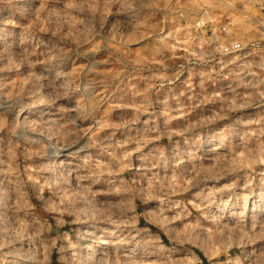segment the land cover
<instances>
[{
	"label": "rangeland",
	"instance_id": "1",
	"mask_svg": "<svg viewBox=\"0 0 264 264\" xmlns=\"http://www.w3.org/2000/svg\"><path fill=\"white\" fill-rule=\"evenodd\" d=\"M186 2L187 0H181L179 10L175 6L165 7L161 4L154 7L143 6L137 11L135 5L127 7L124 0H121L111 7L103 19V27L96 28L99 35L95 38L89 37L86 43H82L84 37L78 39L76 29L83 32V25L77 24L74 29L72 23L55 25L41 18V21L29 26L28 21H20L15 15L8 0H0V20L14 17L18 21L15 25L0 23V29L4 30L0 32V54L7 59L5 64L8 58L25 52H34L35 55L30 59L33 62L39 61L30 69L25 65L19 72H0V80L11 84L20 78V73L33 72L40 80L36 81L34 78L33 83L27 87L31 88L38 82L43 85L42 94L55 97L52 102L33 109L34 112L43 111L52 115L53 121L45 123L59 119L61 121L63 118L62 122L74 121L80 129H88L89 135H84L80 144L88 141L89 137L92 141H98L102 137L109 138L105 139L104 144L95 143L92 147L85 148L78 156L61 155L55 162L64 160L72 168H82L86 165L85 154L91 153L92 159L87 161V165L95 167L103 162L102 165H109L112 172L118 171V175L100 178L92 185L91 191L97 193L99 189L95 196L99 202L98 207L107 206L114 213H122V219L132 225L123 230L124 235L131 233L136 240L150 241L146 245L138 246L136 240H133L132 258L140 261L139 264H223L228 257L239 255L242 251L264 250V240H258L245 249L232 248L228 253L212 254L210 248L214 237L206 233L201 234L200 239L195 242H183V233L196 218L200 219L202 227H209L213 232L217 227L249 232L253 227L257 232L264 228V157H261L262 162L251 163L264 149V137L251 134L264 127V124L255 123L264 116V104L253 101L245 105L242 99L255 95L257 88L264 91V69L255 65L246 69L242 66L241 59L232 63L234 59L231 58L232 60L224 64H216L207 56L201 59L202 54L212 52L211 35L216 23L207 5L183 7ZM149 3L151 0H145L146 5ZM100 15L98 12V19ZM72 16L76 19L84 18L82 13L73 12ZM117 20L120 22L119 27L116 25ZM11 44L13 45L9 50L7 46ZM88 68L96 71L89 73ZM88 80L94 81V87L89 90L88 95L84 96L75 91L68 95L60 94L74 88L76 84H80L82 88L83 83ZM61 103L69 111H57V106L62 105ZM141 108L146 111H138ZM217 114L223 118L199 129L198 138L192 132L180 134L187 125ZM77 116L81 118L75 119ZM97 121L102 122L99 131L95 127ZM112 125L116 127H111ZM0 138V161L4 159V163H7L5 170L1 169L0 163V170L3 171L0 176V189L9 195L15 192L18 198L23 197V207L19 210L21 217L27 214L31 219L34 216L39 221L36 226L41 231L46 226L52 229L47 235L54 236L57 231L70 233L73 241L77 238V229L95 232L104 227L113 230L112 225L103 224L92 228L90 225L96 222L85 221L83 217L81 221L73 223L74 216L65 213L63 209H57L59 197L55 195L54 189L42 188L40 185L43 184V179L37 186L32 184V180H40L41 177L48 179L51 174L31 171L30 180L26 171L28 166L35 168V165L49 161L50 156L39 153L26 161L23 149L34 147L39 152V145L21 143L19 148L22 151L15 149V164L19 165L20 174L12 172L8 166L13 162L10 153L17 138L11 136L6 129L0 132ZM138 146L141 150L134 152L131 157L132 167L120 166L119 159L123 152ZM214 146L217 151H210ZM248 153L252 155L249 156ZM219 156L226 159L217 164L216 159ZM213 165H216V169L212 173H202L199 183L194 182L187 190L178 192L169 200L155 188L157 181L166 185L175 176L180 182L183 178H190L194 170L200 171L201 168L207 169ZM64 166L67 167L65 164ZM232 166H236L238 170L230 173L225 171ZM217 172L221 173L219 177H216ZM9 173L13 176V189L9 185ZM18 176L20 180H24L23 186L18 187ZM204 176L209 178L204 179ZM249 177H252V183L245 187ZM112 180L116 181L115 185L110 183ZM121 182L125 188L130 187L137 195L133 197L127 193L114 194L111 189L120 187ZM233 182L234 187L217 193L214 197H208L212 189L228 186ZM150 185L153 187L150 188ZM72 186L78 190L74 182ZM229 200V203H225ZM176 203H180L181 207H175ZM117 204L124 205V208L119 210L120 208L111 207ZM81 206L85 207L82 199L77 204L78 208H82ZM101 209L106 210L104 207ZM98 247L103 248L105 245ZM70 253L71 250H66L61 259V254L54 251L51 254V264H76ZM99 255L97 252V256Z\"/></svg>",
	"mask_w": 264,
	"mask_h": 264
},
{
	"label": "clouds",
	"instance_id": "2",
	"mask_svg": "<svg viewBox=\"0 0 264 264\" xmlns=\"http://www.w3.org/2000/svg\"><path fill=\"white\" fill-rule=\"evenodd\" d=\"M12 5L15 15L19 17L20 21H28L29 26L33 23L43 20L49 24L60 25L64 22L72 23L75 29L77 24L83 25L84 30L80 32L76 29L79 37H84L81 41L86 43L88 38H95L99 35L96 31L97 27H103V19L107 13L111 10L114 4L120 3L121 0H8ZM209 0H187L183 7L196 6L200 7L201 4L208 3ZM225 4L231 13H236L240 19V23L246 28L255 25L257 27H264V16L257 17L255 15L256 9L264 10V0H221ZM127 7L136 6V10L139 11L143 6H159L163 4L165 7L175 6L179 10L181 6V0H151V3L145 4V0H124ZM63 5L62 7L60 5ZM238 7V6H241ZM82 13L83 19H76L72 16V13ZM100 13L99 19L97 13ZM3 24L15 25L18 21L14 18H5L0 20ZM119 20L116 25L119 27ZM229 31L231 37V29ZM0 29V32H3ZM264 36V33H261ZM2 39V38H0ZM245 46L241 43H233L231 47H225V43L221 42L220 46L212 52L204 53L200 57L203 59L205 56L208 58L214 57L215 53H226L229 50L235 51ZM9 49L12 45L7 46ZM35 53L25 52L22 55L8 58V62L5 64V57L0 54V72L5 71H17L25 65L28 68L34 67V63L30 57ZM239 57L234 59L232 63H236ZM251 64H245L244 68L250 69ZM260 67L264 68V64ZM96 69H89V72H94ZM255 74V73H253ZM39 81L40 77H35V74L31 71L20 73V78L13 81L11 84L5 83L4 80H0V132L7 129L11 136L17 138V143L11 150L12 163L9 164V169L13 172L19 173V165L15 164V149L24 145H39V152L33 147H25L23 156L26 160L31 159L34 155L44 153L50 156L49 161H45L43 164L36 165L35 168L28 166L29 179L31 180V171L37 172H49L50 178L43 179V187H48L55 190V195L59 197V203L56 205L57 209H63V211L75 219L73 223H77L81 220V217L85 221H94L95 224L90 227L95 228L98 224L112 225L113 230L101 227L98 231L90 232L88 229H77V238L75 241L71 239V234L61 233L59 231L53 235H47L52 229L45 227L41 231L36 225L39 221L35 220L33 216L30 220L29 216L21 217L18 215L19 210L23 207V197L16 200H12V197L2 189H0V264H51V254L55 251L61 254L63 259V253L66 250H71V257L76 261V264H122L124 257L114 256L109 254V250L99 248L98 246L114 242L117 245L129 243L130 240H136L131 233L127 236L124 235V229L132 227L131 224L125 222L122 219V213H114L111 209L104 207L106 210L102 211L101 207H98V202L95 196L99 193H92L91 187L100 178L104 176L118 175L111 171L108 165L97 164L95 167L87 165V161L92 159L91 153L85 154L86 165L83 167H65L64 160H59L58 164L55 162L57 157L61 155L78 156L81 152H84L85 148L93 146L95 143L104 144L105 139L102 138L98 141H92L89 137L88 141L84 144H80V141L84 138V135L88 134V129H80L74 121L62 122L55 121L52 123H45L46 121H53L52 115L49 113L40 111L33 112V109L37 106L45 103L52 102L53 97H46L42 94L43 85L40 83H34L33 87L28 88L33 80ZM264 83V82H262ZM94 87V81L88 80L87 83H83L82 88L80 84H76L74 88L67 89L60 93L61 95H68L70 92H81L82 95H88L89 90ZM245 101V105L255 101L258 104H264V91H260L257 88L255 95H248L242 98ZM244 106V105H241ZM57 111H69L65 109L64 105H58ZM138 111H146L141 108ZM9 114H11V122H9ZM77 116L76 119H80ZM223 117L213 115L206 118H201L195 124H189L183 130L182 133H196L197 138L199 136V129L215 123L217 119ZM258 125L264 124V116L255 121ZM102 122L97 121L95 127L99 131ZM116 127V125H112ZM258 137H264V127L258 128L254 133H251ZM249 135V133H246ZM212 138H215V133L212 134ZM2 139V138H0ZM47 141V143H45ZM55 141L53 144L52 142ZM77 145H80L77 147ZM119 147L125 148L126 145H119ZM138 146L133 150H126L119 159L120 165L123 168H131V157L134 152L140 151ZM212 152H216L217 149L214 146L210 149ZM251 156V153H248ZM261 157H264V149H262L259 156L252 159L251 163L255 164L261 161ZM226 159L223 156L217 158V164ZM247 166V164H245ZM216 169V165L211 168L201 169L195 171L190 178H183L178 182V178H173L165 184L156 182L155 188L158 192L163 194L166 200H169L173 195H176L180 191L187 190L189 185L200 182L202 173H212ZM238 168L232 166L227 168L226 172H235ZM221 173L217 172L216 177H219ZM212 177V178H216ZM209 176H204V179ZM73 182L78 186V190L73 188ZM115 185L116 181H110ZM252 183V177L248 178L245 187H248ZM18 187L24 185V181L17 178ZM33 185L40 184V180H32ZM152 186L150 185V188ZM230 187H234V182L231 185L221 188H214L208 193V197H214L217 193L225 192ZM111 191L114 194L127 193L130 196H135L137 193L132 192L131 188H125L123 182L120 187H113ZM91 197V199H89ZM82 199L85 207L78 208L77 204ZM214 202V201H211ZM229 201L225 203H229ZM113 208L123 209L124 205H112ZM175 207H181L180 203H176ZM198 207V206H197ZM6 209L7 211H4ZM208 219V217H205ZM207 234L210 237H214V241L211 245L210 252L212 254L228 253L232 248L245 249L248 245L254 244L258 240H264V228L257 232L253 227L251 231L235 230V229H220L217 227L215 232L209 227H202L200 219L196 218L195 221L190 223L183 233V242H195L200 239L201 234ZM139 235V233H137ZM105 237H111L112 240ZM138 246L146 245L150 241L136 240ZM7 249V251H5ZM97 252L100 253L97 256ZM223 264H264V250L252 249L251 251H242L239 255L230 256Z\"/></svg>",
	"mask_w": 264,
	"mask_h": 264
},
{
	"label": "built area",
	"instance_id": "3",
	"mask_svg": "<svg viewBox=\"0 0 264 264\" xmlns=\"http://www.w3.org/2000/svg\"><path fill=\"white\" fill-rule=\"evenodd\" d=\"M202 5L208 6L214 23H216L211 35L212 51L218 48L221 42H224L225 47L229 48L233 43L242 42L245 45L235 51L215 53L211 60L216 64H224L228 60H232L231 58L236 59L239 57L243 60L242 66L251 64L262 68L260 65L264 64V36L261 33H264V27L251 25L246 28L240 23L238 15L234 12L231 13V18H229L230 13L221 0H209L208 3ZM238 7L242 8V5ZM254 11L257 17L264 16V10L256 9ZM226 29H231V37Z\"/></svg>",
	"mask_w": 264,
	"mask_h": 264
},
{
	"label": "bare ground",
	"instance_id": "4",
	"mask_svg": "<svg viewBox=\"0 0 264 264\" xmlns=\"http://www.w3.org/2000/svg\"><path fill=\"white\" fill-rule=\"evenodd\" d=\"M5 1V0H4ZM2 2V1H1ZM7 3V2H6ZM10 6V5H9ZM2 14V13H1ZM13 15V14H12ZM6 16V15H5ZM2 17V16H1ZM7 17V16H6ZM125 17V16H124ZM14 18V17H13ZM2 20V19H1ZM129 20V19H128ZM20 22V21H19ZM22 24V23H21ZM18 25H20V24H18ZM3 27V26H2ZM1 27V28H2ZM6 27V26H5ZM18 27V26H17ZM9 28V27H8ZM14 28H15V26H14ZM23 28V27H22ZM29 28V27H28ZM12 29H13V27H12ZM28 30V29H27ZM14 32V31H13ZM27 33V32H26ZM25 33V34H26ZM22 34H23V32H22ZM29 34V33H28ZM2 35H3V33H2ZM9 35V34H8ZM10 36V35H9ZM4 37V36H3ZM17 37V36H16ZM8 38V37H7ZM4 39V38H3ZM26 39V38H25ZM28 39V38H27ZM63 39V38H62ZM5 40V39H4ZM31 40V39H30ZM33 40V39H32ZM37 40V39H36ZM19 41V40H18ZM6 42V41H5ZM37 42V41H36ZM25 43V42H24ZM41 43V42H40ZM8 44V43H7ZM34 44V43H33ZM11 45H13V44H11ZM26 45H28V44H26ZM43 45V44H42ZM34 46V45H33ZM20 47V46H19ZM55 47V46H54ZM15 48V47H14ZM22 48V47H21ZM25 48V47H24ZM36 48H37V46H36ZM35 48V49H36ZM44 48V47H43ZM48 48V47H47ZM52 48V47H51ZM58 48V47H57ZM26 49V48H25ZM29 49V48H28ZM0 50H2V48L0 49ZM10 50V49H9ZM43 50H45V49H43ZM49 50V49H48ZM51 50V49H50ZM28 51H30V50H28ZM9 52V51H8ZM46 52H48V51H46ZM17 53V52H16ZM20 53V52H19ZM33 53V52H32ZM9 54V53H8ZM11 54V53H10ZM53 54V53H52ZM21 55V54H20ZM17 56V55H16ZM46 56V55H45ZM44 56V57H45ZM58 57V56H57ZM8 58V57H7ZM63 58V57H62ZM84 58V57H83ZM6 59V58H5ZM35 59V58H34ZM55 59H57V58H55ZM7 60V59H6ZM53 60V59H52ZM89 60V59H88ZM36 62V61H35ZM48 62V61H47ZM57 62V61H56ZM4 63H5V61H4ZM50 63V62H49ZM51 64V63H50ZM60 64V63H59ZM37 65V64H36ZM53 66V65H52ZM36 67V66H35ZM56 67V66H55ZM58 67V66H57ZM23 69H24V67H23ZM89 69V68H88ZM57 71V70H56ZM65 71V70H64ZM60 72V71H59ZM86 72V71H85ZM45 73V72H44ZM65 73H66V71H65ZM84 73V72H83ZM90 73V72H89ZM3 74V73H2ZM1 74V75H2ZM85 74V73H84ZM50 76V75H49ZM79 76V75H78ZM77 76V77H78ZM81 76V75H80ZM6 78V77H5ZM53 78V77H52ZM66 78V77H65ZM65 78H63V79H65ZM7 79V78H6ZM46 80V79H45ZM53 80V79H52ZM64 81V80H63ZM68 81V80H67ZM74 82V81H73ZM79 82V81H78ZM43 83H44V81H43ZM52 83V82H51ZM63 83V82H62ZM62 83H60V84H62ZM59 84V83H58ZM63 85V84H62ZM67 85V84H66ZM60 86V85H59ZM68 86V85H67ZM53 87H54V85H53ZM57 87V86H56ZM55 87V88H56ZM233 87V86H232ZM47 88H48V86H47ZM46 88V89H47ZM66 88V87H65ZM230 88V87H229ZM57 89H59V88H57ZM43 91V90H42ZM55 93V92H54ZM122 93V92H121ZM124 93H126V92H124ZM56 94V93H55ZM119 95V94H118ZM47 96H50V95H47ZM85 96V95H84ZM90 96V95H89ZM130 96V95H129ZM57 97V96H56ZM60 97V96H59ZM53 98L55 99V97L53 96ZM192 99V98H191ZM68 100V99H67ZM126 100V99H125ZM73 101V100H72ZM94 101H96V100H94ZM58 102V101H57ZM56 102V103H57ZM60 103V102H59ZM191 103V102H190ZM196 103V102H195ZM46 104V103H45ZM62 104V103H61ZM76 104V103H75ZM85 104H87V103H85ZM63 105V104H62ZM88 105V104H87ZM98 105V104H97ZM178 105H179V102H178ZM181 105V104H180ZM77 106H78V104H77ZM81 106V105H80ZM82 106H84V105H82ZM49 107V106H48ZM72 107V106H71ZM70 107V108H71ZM90 107H91V105H90ZM119 107V106H118ZM95 108V107H94ZM121 108H123V107H121ZM194 108V107H193ZM51 109V108H50ZM69 109V108H68ZM77 109H80L81 110V108H77ZM84 109V108H83ZM92 109V108H91ZM71 110V109H70ZM75 110V109H74ZM79 110V111H80ZM94 110V109H93ZM116 110V109H115ZM52 111V110H51ZM56 111V110H55ZM83 111V110H82ZM88 111V110H87ZM34 112V111H33ZM78 112V111H77ZM127 112V111H126ZM89 113V112H88ZM122 113V112H121ZM50 114V113H49ZM94 114V113H93ZM99 114V113H98ZM98 114H96V115H98ZM111 114V113H110ZM115 114H116V112H115ZM58 114H56V116H57ZM73 115H74V113H73ZM77 115V114H76ZM83 115V114H82ZM11 116V115H10ZM94 116V115H93ZM55 117V116H54ZM67 117V116H66ZM71 117V116H70ZM74 117V116H73ZM95 117V116H94ZM123 117H124V115H123ZM58 118V117H57ZM85 118V117H84ZM75 119H76V117H75ZM108 119V118H107ZM117 119V118H116ZM85 120V119H84ZM117 120H119V119H117ZM123 120V119H122ZM58 121V120H57ZM59 121H60V119H59ZM110 121V120H109ZM127 121V120H126ZM125 121V122H126ZM11 122V121H10ZM83 122H85V121H83ZM94 122V121H93ZM152 122V121H151ZM78 123V122H77ZM124 123V122H123ZM50 124V123H49ZM114 124V123H113ZM120 124H121V122H120ZM119 124V125H120ZM82 125V124H81ZM85 125V124H84ZM87 125V124H86ZM153 125V124H152ZM79 126V125H78ZM82 127V126H81ZM84 127V126H83ZM109 127V126H108ZM112 127V126H111ZM112 129V128H111ZM115 129V128H114ZM117 129V128H116ZM150 129V128H149ZM7 130V129H6ZM102 130V129H101ZM124 130V129H123ZM105 132V131H104ZM116 132V131H115ZM114 132V133H115ZM143 132V131H142ZM101 133V132H100ZM140 133V132H139ZM142 134V133H141ZM147 134H149V133H147ZM88 135H89V133H88ZM100 136V135H99ZM107 136V135H106ZM111 136V135H110ZM129 136V135H128ZM127 136V137H128ZM136 136V135H135ZM10 137V136H9ZM103 138V137H102ZM101 138V139H102ZM130 138V137H129ZM150 138V137H149ZM11 139V138H10ZM86 140V139H85ZM117 140V139H116ZM134 140V139H133ZM139 140V139H138ZM151 140H153V139H151ZM9 141V140H8ZM16 141H17V139H16ZM211 141V140H210ZM47 142V141H46ZM108 142V141H107ZM112 142V141H111ZM121 142V141H120ZM221 142V141H220ZM10 143H12V142H10ZM81 143V142H80ZM113 143V142H112ZM142 143V142H141ZM4 144V143H3ZM105 144H106V142H105ZM142 144H144V142L142 143ZM7 145V144H6ZM9 145V144H8ZM14 146V145H13ZM99 146V145H98ZM107 146V145H106ZM113 146V145H112ZM176 146V145H175ZM92 147V146H91ZM90 148V147H89ZM102 148V147H101ZM109 148V147H108ZM7 149V148H6ZM19 149H21V148H19ZM24 150V149H23ZM105 150V149H104ZM176 150V149H175ZM190 150V149H189ZM21 151H22V149H21ZM110 151V150H109ZM3 152V151H2ZM5 152V151H4ZM89 152H90V150H89ZM121 152V151H120ZM152 152H153V150H152ZM188 152V151H187ZM219 152V151H218ZM1 153V152H0ZM114 153V152H113ZM116 153V152H115ZM124 153V152H123ZM175 153H176V151H175ZM189 153V152H188ZM187 153V154H188ZM2 154V153H1ZM11 154V153H10ZM106 154V153H105ZM213 154V153H212ZM4 155V154H3ZM185 155V154H184ZM217 155V154H216ZM220 155H221V153H220ZM5 156V155H4ZM44 156V155H43ZM47 156V155H46ZM68 156V155H67ZM176 156V155H175ZM178 156V155H177ZM195 156V155H194ZM226 156V155H225ZM6 157V156H5ZM17 157V156H16ZM19 157V156H18ZM81 157V156H80ZM146 157V156H145ZM196 157V156H195ZM226 157H228V156H226ZM4 158V157H3ZM7 158V157H6ZM22 158V157H21ZM34 158V157H33ZM43 158V157H42ZM96 158V157H95ZM144 158V157H143ZM178 158V157H177ZM191 158H194V157H191ZM209 158V157H208ZM217 158V157H216ZM215 158V159H216ZM9 159V158H8ZM8 159H7V161H8ZM24 159V158H23ZM49 159V158H48ZM97 159V158H96ZM111 159V158H110ZM116 159V158H115ZM155 159V158H154ZM158 159V158H157ZM180 159V158H179ZM3 160V161H2ZM1 161H0V163H1V169L3 170H5L6 169V164L4 163L5 161H4V159H2ZM19 160V159H18ZM36 160V159H35ZM114 160V159H113ZM151 160V159H150ZM181 160V159H180ZM217 160V159H216ZM27 161V160H26ZM90 161V160H89ZM91 161H93V160H91ZM102 161V160H101ZM111 161V160H110ZM116 161H118L117 159H116ZM212 161H214V159L212 160ZM9 162V161H8ZM32 162V161H31ZM70 162V161H69ZM85 162V161H84ZM215 162V161H214ZM103 163V162H102ZM101 163V164H102ZM18 164H19V162H18ZM34 164H36V163H34ZM42 164V163H41ZM58 164V163H57ZM67 167H71L70 166V164L68 163V162H65L64 163ZM86 164V163H85ZM95 164V163H94ZM97 165V164H96ZM114 165V164H113ZM36 166V165H35ZM109 166V165H108ZM121 166V165H120ZM84 167V166H83ZM82 167V168H83ZM162 167V166H161ZM204 167V166H203ZM24 168V167H23ZM148 168V167H147ZM26 169V168H25ZM114 169V168H113ZM116 169V168H115ZM198 169H200V168H198ZM202 169V168H201ZM27 170V169H26ZM119 170V169H118ZM20 171H21V169H20ZM3 172V171H2ZM1 170H0V176H2L1 175ZM7 172V171H6ZM13 172V171H12ZM118 172V171H117ZM189 172V171H188ZM187 172V173H188ZM16 173V172H15ZM25 173V172H24ZM148 173V172H147ZM161 173V172H160ZM12 174V173H11ZM10 173H9V185H10V187L13 189V188H15L14 186V182H13V176L11 175ZM20 174V173H19ZM23 174V173H22ZM27 174V173H26ZM51 174V173H50ZM49 174V175H50ZM153 174V173H152ZM151 174V175H152ZM7 175V174H6ZM37 175V174H36ZM35 175V176H36ZM139 175V174H138ZM150 175V174H149ZM158 175V174H157ZM28 176V175H27ZM42 176V175H41ZM44 176V175H43ZM46 176V175H45ZM141 176V175H140ZM4 177V176H3ZM17 177V176H16ZM105 177V176H104ZM34 178V177H33ZM110 178V177H109ZM171 177H169V179H170ZM203 178V177H202ZM113 179V178H112ZM141 179V178H140ZM144 181H145V179H143ZM149 180V179H148ZM153 180V179H152ZM151 180V181H152ZM159 180V179H158ZM24 181V180H23ZM40 181H41V178H40ZM157 181V180H156ZM7 182V181H6ZM148 182V181H147ZM167 182V181H166ZM1 183V182H0ZM25 184V183H24ZM149 183H147V185H148ZM154 184V183H153ZM14 185V186H13ZM32 185V184H31ZM39 185V184H38ZM74 185H76V183L74 182ZM102 185V184H101ZM137 185V184H136ZM8 186V185H7ZM37 186V185H36ZM77 186V185H76ZM112 186V185H111ZM142 186V185H141ZM32 187H33V185H32ZM78 187V186H77ZM145 187V186H144ZM153 187V186H152ZM3 188H4V186H3ZM31 188V187H30ZM5 189H7V188H5ZM45 189V188H44ZM48 189V188H47ZM110 189H111V187H110ZM110 189H109V191H110ZM144 189V188H143ZM8 190V189H7ZM21 190H23V189H21ZM24 190H25V187H24ZM36 190H37V188H36ZM39 190V189H38ZM43 190V189H42ZM99 190V189H98ZM97 190V191H98ZM104 190V189H103ZM4 191V190H3ZM34 191V190H33ZM51 191V190H50ZM146 191V190H145ZM148 191V190H147ZM45 192V191H44ZM48 192H49V190H48ZM54 192V191H53ZM21 193V192H20ZM39 193V192H38ZM51 193V192H50ZM55 193V192H54ZM102 193V192H101ZM35 194V193H34ZM43 195V194H42ZM50 195V194H49ZM11 197H12V200H16V199H18V197H17V195H16V193L15 192H11V195H10ZM33 196V195H32ZM127 196V195H126ZM145 196H146V194H145ZM44 198V197H43ZM38 199V198H37ZM55 199H56V197H55ZM45 200V199H44ZM57 200V199H56ZM114 200H116V199H114ZM113 200V201H114ZM103 201V200H102ZM117 201V200H116ZM83 202V201H82ZM101 202V201H100ZM118 202V201H117ZM43 203V202H42ZM45 203V202H44ZM99 203V202H98ZM103 203V202H102ZM101 203V204H102ZM105 203H107V202H105ZM108 203H109V201H108ZM49 204H51V203H49ZM53 204V203H52ZM82 203H80V205H81ZM100 204V205H101ZM111 204V203H110ZM29 205V204H28ZM99 205V204H98ZM103 205V204H102ZM118 205V204H117ZM127 205V204H126ZM129 205V204H128ZM46 206V205H45ZM79 206V205H78ZM111 206V205H110ZM31 207V206H30ZM51 207V206H50ZM82 207V206H81ZM161 207V206H160ZM49 208V207H48ZM103 208V207H102ZM108 208V207H107ZM126 208V207H125ZM25 209V208H24ZM47 210V209H46ZM59 210V209H58ZM102 210V209H101ZM119 210H122V209H119ZM125 210V209H124ZM4 211H7L6 209H4ZM49 211V210H48ZM52 211V210H51ZM162 211V210H161ZM26 212V211H25ZM47 212V211H46ZM159 212V211H158ZM18 215H19V212H18ZM36 215V214H35ZM155 217H157V216H155ZM39 219V218H38ZM126 219V218H125ZM132 219V218H131ZM31 220V219H30ZM41 221V220H40ZM81 221V220H80ZM134 221V220H133ZM45 223V222H44ZM238 223V222H237ZM262 223V222H261ZM130 224V223H129ZM133 224V223H132ZM228 225V224H227ZM262 225V224H261ZM226 227V226H225ZM236 227V226H235ZM84 228V227H83ZM233 229V228H232ZM260 230V229H259ZM43 231V230H42ZM125 236H127V235H125ZM107 239H109L110 241L112 240V238L111 237H108ZM105 245V247H103V249H107V250H109V254L110 255H114V256H121V257H124L125 259H124V261H122V264H139L140 263V261H136V259H133L132 258V249H131V247H133V240H130V242L129 243H126L125 245L124 244H122V245H117L116 243H114V242H109V243H107V244H104ZM261 249V248H260ZM5 251H7V249L5 250ZM71 257V256H70ZM151 258V257H150ZM155 258V257H154ZM69 259H67V261H68ZM157 260V259H156ZM166 260V259H165ZM168 260V259H167ZM166 260V261H167ZM173 260V259H172ZM72 262V261H71ZM70 262V263H71ZM159 262V261H158ZM142 263H144V262H142ZM169 263H170V261H169ZM167 264V263H166Z\"/></svg>",
	"mask_w": 264,
	"mask_h": 264
}]
</instances>
